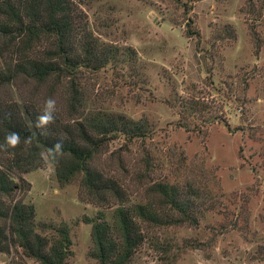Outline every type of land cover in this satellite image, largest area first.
<instances>
[{
    "label": "rangeland",
    "instance_id": "374dc122",
    "mask_svg": "<svg viewBox=\"0 0 264 264\" xmlns=\"http://www.w3.org/2000/svg\"><path fill=\"white\" fill-rule=\"evenodd\" d=\"M76 1L97 37L136 52L135 67L118 77L86 74L88 96L153 132L128 146L110 142L100 163L117 169L112 156H121L119 177L139 198L148 155L151 181L191 182L208 209L198 226L145 231L133 264H264V0ZM22 178L29 191L17 199L34 206L36 221L70 230V264H96L84 218L100 208L79 202L77 185L60 186L47 164ZM0 264L38 263L11 252Z\"/></svg>",
    "mask_w": 264,
    "mask_h": 264
},
{
    "label": "trees",
    "instance_id": "16d2710c",
    "mask_svg": "<svg viewBox=\"0 0 264 264\" xmlns=\"http://www.w3.org/2000/svg\"><path fill=\"white\" fill-rule=\"evenodd\" d=\"M80 6L76 0H0V144L9 132L21 137L17 148L0 151V254L14 252L38 264H70L68 227L38 223L34 206L17 199L18 193L29 191L22 175L42 169L46 162L41 153L63 139V155L52 166L57 182L62 187L76 184L79 202L100 208L95 217L84 218L91 225L89 259L133 264L146 232L198 226L208 209L191 182L151 181L148 155L143 157L145 171L137 175L139 181L148 180L139 198L119 177L126 171L121 156H112L117 169L100 163L110 142L128 146L153 132L143 120L88 96L86 74L111 70L118 77L137 60L131 47L97 37ZM121 76L124 85L136 86L131 77ZM49 97L57 101L58 111L48 134L41 135L35 121ZM29 136L32 143L26 148L23 140ZM258 244L257 254L264 259V234ZM169 250L170 245L162 249L165 254Z\"/></svg>",
    "mask_w": 264,
    "mask_h": 264
},
{
    "label": "clouds",
    "instance_id": "9594fccd",
    "mask_svg": "<svg viewBox=\"0 0 264 264\" xmlns=\"http://www.w3.org/2000/svg\"><path fill=\"white\" fill-rule=\"evenodd\" d=\"M58 111L57 101L54 98H47L43 102L42 111L37 115L35 121V127L41 129V135H47V128L55 123L56 113ZM21 143L20 134L17 132H9L5 136L3 144H0V151H8L9 149L17 148ZM25 147L31 146L32 137H26L23 140ZM63 139H59L56 143L46 149L44 153H41L42 159L46 162L47 166L51 168L54 163L58 162V158L63 155Z\"/></svg>",
    "mask_w": 264,
    "mask_h": 264
}]
</instances>
